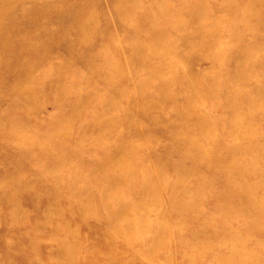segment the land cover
<instances>
[{"label": "rangeland", "instance_id": "1", "mask_svg": "<svg viewBox=\"0 0 264 264\" xmlns=\"http://www.w3.org/2000/svg\"><path fill=\"white\" fill-rule=\"evenodd\" d=\"M130 1L0 22V264H264V0Z\"/></svg>", "mask_w": 264, "mask_h": 264}, {"label": "bare ground", "instance_id": "2", "mask_svg": "<svg viewBox=\"0 0 264 264\" xmlns=\"http://www.w3.org/2000/svg\"><path fill=\"white\" fill-rule=\"evenodd\" d=\"M23 1H30V0H0V22L3 21L4 16L7 14V11L15 8L17 3H21ZM59 1L60 0H55L56 3L54 2L52 4H49L47 7L37 8L35 6H32L28 10H24L21 12L26 14L29 17L30 21H33L35 23L38 22V20H40L41 18L58 16V18H60V20L63 24L68 23L67 29H69V31L74 30V29H76V31H78L77 32V37L79 38L78 41L80 40V42H84L85 40L91 39L92 36H94L93 34L95 33V31L96 30L98 31L97 25L95 22H96L98 14H99L97 11L95 12L94 7H92V5H89V3L91 4V2H93V0H77V1H74L73 2L74 6L72 7L73 8L72 10L65 9V8L61 7L60 5H58ZM113 3L114 4L116 3V5L118 4L119 7H120V5H123L124 8L115 9V15H116V19L118 21L117 24L127 26V24H126L127 22L125 21L124 12L126 9H128L129 6L133 5L135 2L130 1V0H113ZM86 6L88 9H86ZM60 8H61V10H60ZM246 20H247V18H246ZM243 21H245V19ZM9 22H10V24H9L8 29L6 26H3L2 28L0 26V40L2 41V43L0 42V46L2 47L1 50H4V51H6V49H7L6 47L9 44V43H7L8 34L10 33L9 31H11L14 34H16L18 32L17 30H14V28H16L15 22L14 23H13V21L12 22L9 21ZM10 25H12V26L10 27ZM58 26H62V25H58ZM214 27H215L214 25H209L207 27V32H209V30H211V29H215ZM12 30H14V31H12ZM171 44H173V42L168 43V45H171ZM170 57H171V54H169L168 52H163L162 54H160V58H159L157 68H162L164 70L166 68L168 69V68L173 67V60L171 62H169ZM145 58H146V56L144 57V55L141 57V59H145ZM160 59H163L164 61H160ZM104 60H105V58H104ZM166 60L168 62H166ZM9 62H11V61H9ZM116 67L119 70V67L118 66H116ZM104 72H105V69L102 71L101 74L103 75ZM112 73H114V71H112ZM105 76H107V75H105ZM17 83L18 84H16V87L18 89L19 94L17 95L16 99H20L23 103H26L31 98L29 96V93L27 92V89L30 88V85H29V83H27V84L24 82L20 83L19 81ZM72 256L68 255L69 258ZM72 260H73V258L69 259V261H72ZM63 261H65V260H63Z\"/></svg>", "mask_w": 264, "mask_h": 264}]
</instances>
